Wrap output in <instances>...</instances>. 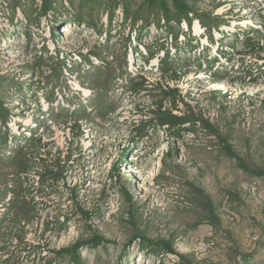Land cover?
<instances>
[{
	"label": "rangeland",
	"instance_id": "rangeland-1",
	"mask_svg": "<svg viewBox=\"0 0 264 264\" xmlns=\"http://www.w3.org/2000/svg\"><path fill=\"white\" fill-rule=\"evenodd\" d=\"M0 108V264H264V0H0Z\"/></svg>",
	"mask_w": 264,
	"mask_h": 264
},
{
	"label": "trees",
	"instance_id": "trees-1",
	"mask_svg": "<svg viewBox=\"0 0 264 264\" xmlns=\"http://www.w3.org/2000/svg\"><path fill=\"white\" fill-rule=\"evenodd\" d=\"M154 12L155 11H153V9H151L150 7L148 8V13H150L151 15H154ZM91 56L95 57L96 55H90V57ZM101 63H102V66L97 67L98 69L96 68L97 69L96 70V74H97L96 78L92 80V84H93L94 89L97 88L98 90H100L102 87H104L106 80L110 81L109 79H110V75H111L110 70L108 69L109 66L104 62H101ZM62 71H63V68L61 66L58 67L57 69H54V74L51 78H53L54 81L58 80L62 74ZM119 72L121 73V75L123 74L122 70H119ZM101 74H104L106 79L104 78L103 80H101L100 79ZM1 115H3V109L0 108V120L2 117ZM75 261H77V258H75L74 262Z\"/></svg>",
	"mask_w": 264,
	"mask_h": 264
},
{
	"label": "bare ground",
	"instance_id": "bare-ground-1",
	"mask_svg": "<svg viewBox=\"0 0 264 264\" xmlns=\"http://www.w3.org/2000/svg\"><path fill=\"white\" fill-rule=\"evenodd\" d=\"M194 31H195V34H198V33H199V31H200L199 27H198V26H195V29H194Z\"/></svg>",
	"mask_w": 264,
	"mask_h": 264
}]
</instances>
